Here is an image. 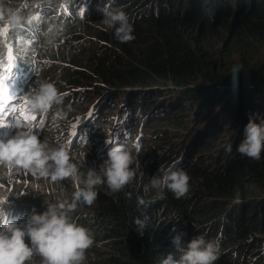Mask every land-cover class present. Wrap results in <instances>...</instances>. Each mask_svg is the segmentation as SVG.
<instances>
[{
    "label": "rangeland",
    "instance_id": "374dc122",
    "mask_svg": "<svg viewBox=\"0 0 264 264\" xmlns=\"http://www.w3.org/2000/svg\"><path fill=\"white\" fill-rule=\"evenodd\" d=\"M9 1L11 0H0V11L3 10V6L7 2L16 1L13 6H16L19 12L21 11L20 14L24 13L26 16L32 14L31 17L35 16V5L42 4L43 9L47 10L30 22H41V25L48 27L47 32L51 39L44 47H40L39 58L26 54L27 61H31V72L26 74L21 82V90L17 93L18 98L14 102L16 112L13 114L10 111L9 120L15 115L21 124H32L38 138L45 141L49 147H56L61 143L68 146V143L70 145L72 142V146H77L78 143L85 142L79 145V149L77 146L76 150L74 148H71L73 151L68 150L70 158L77 162L87 163L90 161L94 165H102L107 159L106 153L112 143L125 145L136 155L143 172V175L135 176L131 183L149 180L148 177L157 173L160 161L166 163L164 167L174 165L186 172L189 169H198L206 175L226 168L225 164H222L225 163L223 160H227V168L233 162L240 161L242 156L236 152V146L243 138L241 135L243 129H240L242 124L238 127L232 125V119L229 116L231 102L227 100V97L224 99V95H221L222 93L227 94L230 91H226L229 87L226 84H217L214 86L218 92L215 95L210 93L211 87H207L209 88L207 89L204 86L217 83L218 78L212 77L215 72L213 67L220 68V73L226 76L233 72L236 77H240L247 74L253 67L259 68L261 64L264 66V38L262 36L257 34L252 36L251 33L245 32L241 35L238 34L236 38L234 33L227 34L226 29L221 33L218 31V33L206 36L201 33L199 27L189 29L190 34L187 32V39L183 42H189L190 47L197 45L206 50L202 55L198 54L194 60L217 61L218 65L195 68L188 66L184 69L169 71L168 74L153 80L154 82L148 86L129 84L126 86L123 85L125 83L121 84L123 86H119V83L109 78L107 71L102 75V71L91 66V62L94 57L96 58L100 54L101 46L109 47L113 56L124 58L129 62L132 60L125 57L120 44L127 48V53L130 55H139L140 49L144 47L142 42L146 35V29L150 28L147 24L150 16L143 15L147 12L146 7L153 1L140 0L134 5L137 0H132L125 4L124 8L121 7L129 17L134 39L124 43L117 40L119 45L114 44L113 30L106 29L102 25L103 17L100 9L118 8L120 0H63V3L65 2L71 7V10L73 9L72 11L75 10V20L82 21L70 24L65 28V31L55 27L57 25L51 21L58 19V13H53V6L61 0ZM150 11L151 15L163 13L153 7ZM180 16L178 14L177 17ZM25 18L28 20V17ZM4 25H7L6 22ZM59 33L60 38H55L54 36ZM3 34L4 31L1 32V35ZM15 51L23 52V49L16 47ZM41 51H43L42 54ZM109 64L114 68V71L122 73L121 67L116 65L113 58L109 59ZM69 68L77 70L82 76L72 77L67 71ZM173 75H175L174 78H172ZM206 75L208 76L205 77ZM100 76H104L105 79L101 80ZM256 79L258 81L256 80L255 85L250 83V90L262 87L263 84L260 82H264V79L261 76ZM44 81L54 83L61 94L67 95H64L61 105H54L47 114L42 115L28 111L24 98L31 96L39 83ZM237 87L233 85L230 89L234 92L245 91L243 87ZM197 90L200 91L199 95H197ZM262 90L264 92V88ZM248 93L249 91H245L246 95ZM142 100L144 103L141 102ZM260 100L263 103V99ZM260 100L256 99L252 104L257 105ZM212 101L215 102L211 103ZM194 107H197L195 111ZM241 107L244 109L247 107L246 109L250 113L251 106L243 104ZM57 110L65 112L66 115L63 119L53 121L52 114ZM20 112L32 114L35 119L25 122L19 116ZM137 113H139L138 116ZM131 115L134 116L131 118ZM89 116H91L90 119ZM251 116L253 115L251 114ZM224 118L227 120V124H223ZM127 123L128 125L125 126ZM74 125L77 126L75 138L71 135ZM80 129H83L88 135L87 139L75 142L81 137ZM129 129L132 130L129 131ZM15 131L14 126L0 128V139L10 138ZM127 138H129L128 142ZM210 140L211 143L204 145ZM109 141L111 142L109 143ZM101 142L105 152L98 147ZM229 143L233 145L232 153L225 150ZM189 144L193 147L191 151L187 147ZM82 148L89 149L88 153L78 152ZM203 148L208 151H203ZM261 161L262 158L259 162ZM10 175L16 176L17 179H12L9 177ZM25 177L31 181L29 187L32 190H28L23 196L19 193L15 194L21 188V182ZM15 180V184L11 185ZM32 181H34L33 178L26 172L16 173L13 171L5 176L4 170L0 169V197L7 198L5 204L0 205L1 209L7 212L17 207L23 209L28 203L27 200L33 201L32 196L38 193L39 189L33 191L34 182ZM252 185L254 186V184ZM149 192L154 193L152 190ZM255 195L259 197V191L254 193ZM35 207L40 212H43L40 208H45L39 204H36ZM259 207L256 206L260 209V213L257 210H253L256 214L251 210L248 213L254 215L249 222L258 217L262 223L261 227H255L252 232H247L244 236L230 234L228 231L224 232L227 237L234 235L235 238L231 246H228V242L224 244L220 242V255L223 254V261L233 258L237 264V261L246 257L250 259L246 264L254 263L255 260L257 261L254 264H257L258 257L264 260V208ZM228 208L232 209L233 204ZM230 209L225 211L224 215H230ZM16 224L21 228L24 226L21 223ZM209 232L211 231L209 230ZM214 233V237L219 239L218 231L216 230ZM249 251L253 252L248 254Z\"/></svg>",
    "mask_w": 264,
    "mask_h": 264
},
{
    "label": "trees",
    "instance_id": "16d2710c",
    "mask_svg": "<svg viewBox=\"0 0 264 264\" xmlns=\"http://www.w3.org/2000/svg\"><path fill=\"white\" fill-rule=\"evenodd\" d=\"M130 1L132 0H120L118 2L120 7L118 8H124L125 4ZM138 1L140 0H137L134 5ZM151 1L153 2L146 7L147 12L143 15L150 16L147 21L150 28L146 29V35L142 42L144 47L140 49V54L138 53L139 55L136 56L130 55L127 53V48L121 44L119 45L117 39H114V44L121 46L125 57L133 62L113 56L107 46H101L100 54L96 58L94 57L91 62V66L95 69H100L102 75L107 71L109 78L114 79L119 83V86L122 83H125L123 85L126 86L127 84L148 86V84L154 82L153 80L168 74L169 71L184 69L188 66L195 68L218 65L217 61L194 60L198 54L202 55L206 50L197 45L190 47L189 42H183L187 39V32L190 34L189 29L195 27H199L201 33L206 36L218 33V31L221 33L226 29L227 34L234 33L236 38L238 34L241 35L245 32L251 33L252 36L257 34L264 38V0ZM9 2H12V0ZM15 3L16 1L7 2L3 6V10L0 11V35L3 32V27L8 30L5 39L0 37V61L4 60L5 44L12 42V45H10L12 48L23 49V56L14 58L15 64H22L23 66L25 64L27 65L25 68L27 70L28 66H30V61H27L24 55H34V58H39L40 47H44L51 40L47 32L48 27L40 23L37 25L34 22H30V20L42 15L47 9H43L42 4H37L34 8L35 16L31 17L33 16L32 14L30 16H26L24 13L21 15V11L19 12L18 8L13 6ZM152 7L160 12L163 11V13L161 15H151L150 9ZM4 9L12 11L17 9L15 12L22 18L21 25L15 28L5 26L6 15ZM54 9L53 13L57 14L59 12L58 8L54 7ZM68 10V16L63 18L57 15V20H51L57 25L55 27L62 28L65 31V28L69 27L70 24L82 22L75 20V10L72 11V9V12L70 9ZM178 14L181 16L177 17ZM25 17H28V20ZM54 37L60 38V33ZM136 37L141 38L140 36ZM111 58L114 59L118 67H121L122 73L114 71V68L111 67L109 64V59ZM213 68L215 72L212 77L218 78L217 83L209 84V86H204V88L211 87L210 93L217 95L218 92L214 86L226 84L229 87L226 91H230L221 95H224V99L227 97V100L231 102L232 107L229 109V116H231L232 125L238 127L242 124L243 127L241 125L240 129H243L248 122L249 116L253 115L254 112L264 118V92L262 90L264 82H260L263 84L260 89L250 90L249 88L250 83L256 84L257 77L261 76L264 79L263 64L259 68L253 67L247 74L240 77H236L233 72L226 76L220 73V68ZM67 71L72 77L82 76L77 70L69 68ZM100 79L104 80L105 77L100 76ZM20 85L21 83L18 85V90H21ZM233 85L235 87L240 86L237 88L243 87L246 92L249 91L248 95L245 94V91L234 92L230 89ZM198 91H196L197 95L200 93ZM218 91H220L219 88ZM256 99H263V103L260 100L257 105L252 104ZM141 102L144 103L143 100ZM213 102L215 101L211 103ZM243 104L248 107L251 106L249 109L250 113L246 109L247 107L245 109L241 107ZM248 113L249 116L247 115ZM136 115L138 116L139 113ZM132 116L134 115H131V118ZM222 122L227 124L225 118ZM127 125L128 123L125 126ZM82 132L81 138L75 142L86 141L87 134L83 129ZM208 143H211V140L204 145ZM187 147L189 151L193 148L191 144ZM88 151L89 149L83 148L78 150V152L83 154L88 153ZM203 151L208 150L203 148ZM224 155L226 156V154ZM261 158L262 161L259 162L242 156L240 161L233 162L229 168L226 165L227 160H223L225 163L222 164H225L226 168L218 169L216 172L210 173V175H206L198 169H189L187 171L190 177L189 191L181 199H176L172 193L166 192L165 199L149 203L155 194L144 191V185L148 183V180L131 183L130 186L116 193L110 192L103 184L98 186V196L92 205L79 203L70 213L76 223L90 228L94 234L93 246L86 250L85 253V264H160L161 259L169 252L178 257L179 251L177 247L185 248L187 243L197 235L204 234L206 238H215L214 232L216 230L218 231L219 241L222 244L228 242V246L233 245L234 235L227 237L224 232L228 231L230 234L235 233L236 235L244 236L245 233L252 232L255 227H261L260 225H262L258 217L249 222L254 215L248 213L249 210L252 213H255L253 210H257L260 213L259 206L264 208V151L261 153ZM73 162L76 163L81 174L86 173L88 169L98 170L101 166L99 164L94 165L90 161L86 163L73 160ZM165 164L160 161L159 167H164ZM9 177L17 179L13 175ZM25 180L27 183H25ZM15 182L16 180L11 185H14ZM30 182L25 177L21 182V188L15 194L19 193L22 195L23 192L26 193L28 190H32L29 187ZM32 182L38 183L40 187L39 191L33 190L38 193L32 196L34 202L27 200L26 207L28 205L35 207L36 204L45 207L44 202L56 203L57 199L61 198L62 195L70 198L75 190L70 178L55 182L50 181L48 178H41L36 182ZM251 184H254L255 187L251 186ZM257 191H259V197L254 196ZM29 192L31 193L32 191ZM138 197L145 200L146 206L138 204ZM232 204L233 208H228ZM256 206L259 208H256ZM26 207L24 211H27ZM45 208L40 209L45 211ZM228 209H230V215H224V212ZM20 211L21 209L15 210V212ZM35 212L40 213V211ZM145 215L148 216V221L145 232L141 236L134 231L133 219H143ZM7 220L10 221V218ZM177 235L180 236L179 245L173 243V237ZM251 252L253 251L247 253ZM222 256L223 254L219 255L214 264H236L233 258L223 261ZM249 261L250 259L244 257L242 260L237 261V264H246ZM254 263L252 262L251 264ZM257 264H264V260L258 257Z\"/></svg>",
    "mask_w": 264,
    "mask_h": 264
},
{
    "label": "clouds",
    "instance_id": "9594fccd",
    "mask_svg": "<svg viewBox=\"0 0 264 264\" xmlns=\"http://www.w3.org/2000/svg\"><path fill=\"white\" fill-rule=\"evenodd\" d=\"M54 7L58 8V15L61 12L59 16L63 18L65 11H71V7L63 3V0L53 6L55 11ZM100 12L103 17L102 25L113 30L117 40L124 43L134 39L129 17L122 9L101 8ZM4 13L8 26L15 28L21 25L22 18L15 11L4 9ZM68 15L69 13L66 16ZM7 32L8 30L4 31V35H0L1 39L6 38ZM10 45L12 42L5 44L4 54H7L10 48L14 58L23 56V52L15 51V47ZM24 57L27 59L28 56ZM26 66L20 64L15 68L24 75L25 72H31L30 66L27 70ZM64 95L54 83L44 81L39 83L31 96L24 98V103L28 111L43 115L54 105H61ZM65 115V112L57 110L52 114V120L63 119ZM253 116H249L243 128V138L236 146V152L243 157L259 161L264 151V118L256 114ZM15 129L10 138L0 139V169L4 170V175L7 176L13 171L26 172L34 181L48 178L53 182L70 178L75 190L70 198L62 195L56 203L44 202L46 210L40 213H36L38 210L31 205L26 207L27 211L17 207L12 212L4 211L0 206V264H85V253L93 246L94 234L90 228L76 223L70 213L79 203L92 205L98 196V186L103 184L110 192L116 193L130 185L135 176L143 175L136 155L125 145L112 143L106 153L107 159L99 169H88L86 173L81 174L68 150H76L77 146L79 148V145L85 142L77 146L61 143L56 147H49L45 141L38 138L32 124L18 122ZM79 133L83 134L82 129ZM128 140L129 138L127 142ZM98 147L105 152L102 142ZM225 150L232 153L233 145L229 143ZM189 179L187 172L182 168L174 165L159 167L157 173L150 176L148 183L144 185L146 193L152 190L155 194L149 203L165 199L166 192L172 193L176 199L185 197L189 191ZM39 187L38 183H33L34 190ZM6 201V197H0V205ZM138 204L146 206L145 200L139 197ZM16 209L21 211L15 212ZM12 215L14 219L7 220ZM147 221V215L143 219L134 218V231L142 236ZM16 223L24 226L18 227ZM173 243L179 245V235L173 237ZM177 250L178 257L169 252L161 259L160 264H214L221 253L219 239L206 238L204 234L195 236L185 248L177 247Z\"/></svg>",
    "mask_w": 264,
    "mask_h": 264
},
{
    "label": "snow or ice",
    "instance_id": "6c2138e0",
    "mask_svg": "<svg viewBox=\"0 0 264 264\" xmlns=\"http://www.w3.org/2000/svg\"><path fill=\"white\" fill-rule=\"evenodd\" d=\"M3 31H7L5 27ZM17 67L14 63V57L11 54V49L8 50L7 63L0 61V128H6L10 126L16 127L19 119L13 115L12 119L9 120V107L14 104L15 100L18 98L15 90V80L11 78V73L13 68ZM67 95V94H65ZM11 112L15 114L16 109L12 108ZM19 116L24 119L25 122L35 119V116L32 114H26L20 112ZM91 116H89V119ZM76 125L73 126L74 130L71 132V135L75 138L77 136ZM111 141H109L110 143ZM26 175V174H25ZM27 181L25 180V183Z\"/></svg>",
    "mask_w": 264,
    "mask_h": 264
},
{
    "label": "water",
    "instance_id": "95a60500",
    "mask_svg": "<svg viewBox=\"0 0 264 264\" xmlns=\"http://www.w3.org/2000/svg\"><path fill=\"white\" fill-rule=\"evenodd\" d=\"M196 108H197V107H194V111L196 110ZM193 114H194V112H193ZM200 122H201V120H200Z\"/></svg>",
    "mask_w": 264,
    "mask_h": 264
},
{
    "label": "bare ground",
    "instance_id": "6f19581e",
    "mask_svg": "<svg viewBox=\"0 0 264 264\" xmlns=\"http://www.w3.org/2000/svg\"><path fill=\"white\" fill-rule=\"evenodd\" d=\"M88 136V135H87ZM87 136H86V138H87ZM77 140V139H76ZM79 144V143H78Z\"/></svg>",
    "mask_w": 264,
    "mask_h": 264
}]
</instances>
